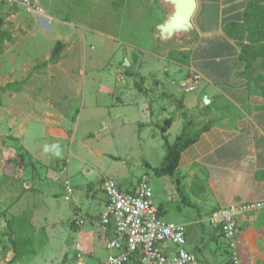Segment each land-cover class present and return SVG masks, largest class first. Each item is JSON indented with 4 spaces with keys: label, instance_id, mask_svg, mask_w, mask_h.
I'll list each match as a JSON object with an SVG mask.
<instances>
[{
    "label": "rangeland",
    "instance_id": "obj_1",
    "mask_svg": "<svg viewBox=\"0 0 264 264\" xmlns=\"http://www.w3.org/2000/svg\"><path fill=\"white\" fill-rule=\"evenodd\" d=\"M112 1L83 0L76 4L74 0H35L43 8L44 15L22 5L0 6V17L5 22L3 28L13 36L12 43L6 42L0 47V88L8 83H21L19 91L0 90V238L5 219L11 217L9 211L14 199L13 186H1L2 168L7 178L14 174V161L6 158L13 156L14 152L17 155L18 180L25 178V170L31 164L39 165L21 150L19 141L8 138L15 135L13 119L20 114H32L40 120L48 116L56 121L72 116L70 122L64 124L70 127L73 121L70 140L66 139L68 148L78 150L90 167L95 168L87 178L76 172L70 179L74 186L83 183L84 191L86 186H93L95 193L104 197L101 188L105 180H114L122 191H126L138 178L146 175L153 197L168 201L167 215L161 218L168 223L184 225L188 233H201V227L195 221L206 220L207 212L195 209L181 197L178 200L162 191L160 177L154 174L152 168L159 166L166 147L158 128L154 132L148 128L173 117L168 132L171 144L187 122L177 114L178 110L170 108V103L165 101L170 99L171 94L157 92L160 89L180 92L172 82L183 76L185 66L176 64L169 54L186 50L187 42L175 38L169 39L166 44L160 42L154 28L164 22L170 10L162 8L158 0H125L119 9L111 6ZM57 42L62 44V50L57 61L51 62L50 56ZM253 71H258V67ZM136 83L151 95L145 96L146 90L145 93L139 92ZM153 104L157 109L161 105L166 112L160 110L159 117L155 109L153 112L156 115L151 112L152 116H148ZM108 114H119L134 124L112 138H104L103 134H99V121L105 116L107 120ZM78 118L81 121L77 123ZM35 124L32 122V132L41 135V128ZM138 124L145 125L143 130H139ZM88 129L97 131L99 138L94 141L92 133L80 144L78 138L81 132ZM195 130L194 127L190 131L194 134ZM26 138L29 145L30 139ZM100 142L102 154L92 152L91 155L93 149H89L88 143L96 149ZM5 152L8 154L5 155ZM62 159V163L67 161L65 156ZM69 160L70 168L76 171L79 163L71 156ZM61 171L64 172L60 174L54 168L47 171L42 168L40 172L45 177L47 174V180L52 181L43 189L53 193L51 200L55 208L61 207L62 203L64 206L71 204L67 198L66 201L64 199L62 181L65 178L61 180L67 170L63 168ZM154 203L157 205L156 200ZM5 255L0 246V264H7ZM222 256L226 260L224 251ZM42 259L47 264L79 263L75 255L59 259L54 251L49 259L45 254ZM84 260V264L102 263L98 256H87ZM26 262L29 263L28 260Z\"/></svg>",
    "mask_w": 264,
    "mask_h": 264
},
{
    "label": "crops",
    "instance_id": "obj_2",
    "mask_svg": "<svg viewBox=\"0 0 264 264\" xmlns=\"http://www.w3.org/2000/svg\"><path fill=\"white\" fill-rule=\"evenodd\" d=\"M195 1L196 10L192 17L195 40L191 46L186 47V50L181 51L190 53L189 64L184 67L183 76L187 73L198 74L200 85L195 92L187 94L191 96L188 98L182 92L176 93L175 90L160 89L157 92L171 94L170 99L165 101L170 103V108L178 110L177 114H180V117L186 115L184 120L192 122L191 129L195 127V132L206 125L208 130L201 133L198 140L181 154L179 166L173 177L162 176L159 181L162 191L170 193L178 200L181 198L187 200L190 206L199 211H206L209 215L214 210L231 204L264 201V98L258 93H251L247 87L248 78L264 76V58L259 59L255 65L258 71L252 70L247 75L245 63L239 59L241 46L247 43L245 35L236 41L224 33L227 24L243 22L242 13L250 0ZM150 95L146 90L145 96ZM158 104L159 102L157 106ZM153 105L151 111H148L150 117L151 112L157 109L155 104ZM159 106L156 114L160 117L166 109ZM160 110L162 112H159ZM153 114L156 115L155 112ZM71 118L72 116L62 117L56 121L45 116V119L40 120L32 114H20L15 115L13 119L15 135L8 138L13 137L19 141L21 150L39 165L31 164V167L25 170V178L18 180L20 170L15 165L19 160L16 159L17 155L14 152L13 156L6 158L14 161L13 177L7 178L2 168L1 186L5 184L13 186L11 190L14 199L11 201L10 216H26L35 232L40 230L45 232L47 243L37 256L38 260L33 263V259L28 260L29 263L22 259L11 264H47L42 259L43 254L49 259L52 251L58 253L59 259L69 254L75 255L79 261L77 264H84V258L87 256H98L102 263L106 259L108 252L105 243L110 236L101 234L99 217L105 196L99 197L93 186L87 184L84 191L83 183L74 186L70 182L76 172L87 178L88 174L95 170L80 156L78 150L68 148L67 140H70L72 134L73 121L70 127H65L64 124L70 122ZM79 121L81 120L78 118L77 123ZM32 122L41 128V135L32 132L34 128ZM131 124L134 122L119 114L114 116L108 114L107 120L105 116L99 121V134H103L104 138H112ZM157 125L154 123L148 128L154 132ZM138 126L139 130L145 127L144 124ZM96 132L91 129L83 130L78 138L79 143L82 144L85 137L92 133L95 135V141L99 138ZM26 137L30 139L29 145ZM88 145L89 149H93L90 151L91 155L92 152L102 154L101 142L96 149L89 143ZM7 154L5 152V155ZM64 156L67 161L62 163ZM69 156L79 163L76 171L70 168ZM145 164L150 166L148 163ZM42 168H45V171L54 168L57 172L60 171V174L64 172L61 171L63 168L67 170L65 171L67 174H64L61 180L65 178L62 181L63 189L65 182H69L72 189V195L68 200L65 189L63 190L64 199L71 202L70 205L64 206L61 202V207L55 208L51 200L53 193L43 189L52 181L47 180V174L46 177L40 174ZM138 180L124 192L134 191ZM155 200L160 216L165 217L168 201L158 196L156 199L154 195L153 202ZM79 219L83 220L82 225L75 224L74 221ZM195 223L200 225L201 233L186 231L187 251L196 256L198 264H229L226 241L218 231L205 225L203 221ZM236 243L243 264H264V210L237 218ZM76 246H80L82 250L80 258ZM222 251L227 254L226 260L222 256ZM12 258V251H6L5 262L9 264Z\"/></svg>",
    "mask_w": 264,
    "mask_h": 264
},
{
    "label": "built area",
    "instance_id": "obj_3",
    "mask_svg": "<svg viewBox=\"0 0 264 264\" xmlns=\"http://www.w3.org/2000/svg\"><path fill=\"white\" fill-rule=\"evenodd\" d=\"M22 5L30 11L44 15L35 0H0V6ZM183 94L195 92L200 76L187 73L172 82ZM66 198L72 195L69 182H65ZM105 203L100 213V232L107 237L108 252L102 264H198L194 254L186 249V228L181 224L164 221L154 205L153 193L146 175L140 177L132 192L122 191L115 181L103 183ZM264 210V201L235 203L211 212L204 224L215 228L226 241L229 264H243L237 252V218ZM82 225L83 220H75ZM78 257L82 256L76 246Z\"/></svg>",
    "mask_w": 264,
    "mask_h": 264
},
{
    "label": "trees",
    "instance_id": "obj_4",
    "mask_svg": "<svg viewBox=\"0 0 264 264\" xmlns=\"http://www.w3.org/2000/svg\"><path fill=\"white\" fill-rule=\"evenodd\" d=\"M83 0H74L76 4H80ZM125 0H114L111 6L114 9L122 8ZM242 23H230L224 27V33L233 40H240L244 34L247 43L241 46L239 59L245 63V73L249 75L254 70L255 65L259 59L264 58V0H250L243 13ZM4 19L0 17V47L4 43H12L13 36L8 30L3 28ZM62 44L57 42L52 50L50 61H57ZM171 59L178 65L188 66L190 53L188 51L171 52ZM46 65V62H45ZM132 75V74H130ZM244 74H240L243 76ZM247 87L251 93H258L259 96L264 98V76H256L248 78ZM252 84V85H251ZM135 86L139 92L145 93L142 85L136 83ZM21 83L13 82L8 83L0 90L6 91H19ZM186 119V115H182ZM174 121L173 117L166 118L161 124L157 125L160 132L161 139L165 143L166 153L163 157L161 164L153 168L156 176H170L173 177L177 167L179 166L180 156L191 147L199 138L200 134L208 130V125L202 127L198 131L191 132L192 122L187 121L180 134L170 144L168 142L167 132ZM11 140H16L10 137ZM178 188V185H177ZM42 232H35L29 219L24 216L10 217L5 219V228L1 232L0 246L1 251H12L13 258L9 264L22 259L31 260L36 257L47 243V236L43 230Z\"/></svg>",
    "mask_w": 264,
    "mask_h": 264
},
{
    "label": "water",
    "instance_id": "obj_5",
    "mask_svg": "<svg viewBox=\"0 0 264 264\" xmlns=\"http://www.w3.org/2000/svg\"><path fill=\"white\" fill-rule=\"evenodd\" d=\"M162 8H169V14L154 30L162 44L169 39L185 40L188 46L194 43L192 17L196 10L195 0H158Z\"/></svg>",
    "mask_w": 264,
    "mask_h": 264
}]
</instances>
